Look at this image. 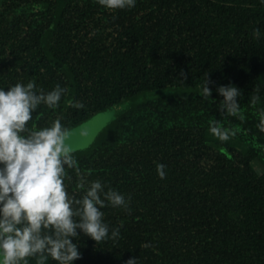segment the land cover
Instances as JSON below:
<instances>
[{
	"label": "trees",
	"instance_id": "16d2710c",
	"mask_svg": "<svg viewBox=\"0 0 264 264\" xmlns=\"http://www.w3.org/2000/svg\"><path fill=\"white\" fill-rule=\"evenodd\" d=\"M205 75L209 97L200 91ZM29 80L68 89L57 108L40 105L29 127L60 116L69 129L124 104L73 151L88 179L130 194L128 210L102 209L120 237L96 243L78 234L73 264H264L260 0H137L127 10L96 0H0V87ZM228 84L241 93L231 116L215 91ZM213 120L228 140L209 132ZM69 174L67 191L78 197Z\"/></svg>",
	"mask_w": 264,
	"mask_h": 264
},
{
	"label": "clouds",
	"instance_id": "9594fccd",
	"mask_svg": "<svg viewBox=\"0 0 264 264\" xmlns=\"http://www.w3.org/2000/svg\"><path fill=\"white\" fill-rule=\"evenodd\" d=\"M105 9H131L137 0H96ZM264 4V0H260ZM95 30H93L94 32ZM92 33H90L91 35ZM254 35H260L254 30ZM183 73H181V76ZM207 76L200 86L201 94L209 97L212 89ZM215 91L222 97L220 110L231 116L238 111L240 90L232 84L219 85ZM67 87L54 85L45 91L32 80L0 87V264H73L80 252L74 239L79 235L93 241H116L120 226L111 227L104 220L106 206L128 210L131 200L101 179H88L82 173L73 149L65 142L68 130L62 118L56 116L44 126L29 127L33 113L40 105L48 109L59 106ZM253 95L251 103L255 104ZM70 106L83 108L79 101ZM257 129L264 133V108L256 113ZM209 125V132L221 141L231 133ZM159 178L165 176V165L155 164ZM75 175V187L80 195L67 191V184ZM152 248L151 242L141 245ZM130 257L124 264H137Z\"/></svg>",
	"mask_w": 264,
	"mask_h": 264
},
{
	"label": "rangeland",
	"instance_id": "374dc122",
	"mask_svg": "<svg viewBox=\"0 0 264 264\" xmlns=\"http://www.w3.org/2000/svg\"><path fill=\"white\" fill-rule=\"evenodd\" d=\"M122 106L97 112L87 120L67 129L68 135L65 142L73 151L87 148L96 136L111 122L115 117L116 111Z\"/></svg>",
	"mask_w": 264,
	"mask_h": 264
}]
</instances>
